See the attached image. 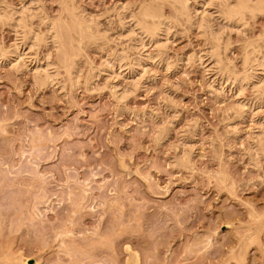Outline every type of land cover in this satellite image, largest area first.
<instances>
[{
	"label": "rangeland",
	"instance_id": "obj_1",
	"mask_svg": "<svg viewBox=\"0 0 264 264\" xmlns=\"http://www.w3.org/2000/svg\"><path fill=\"white\" fill-rule=\"evenodd\" d=\"M222 1L0 0V264H264V10Z\"/></svg>",
	"mask_w": 264,
	"mask_h": 264
},
{
	"label": "bare ground",
	"instance_id": "obj_2",
	"mask_svg": "<svg viewBox=\"0 0 264 264\" xmlns=\"http://www.w3.org/2000/svg\"><path fill=\"white\" fill-rule=\"evenodd\" d=\"M172 4H175L176 6H178L179 7V14L181 15V16H186L187 18H188V16H190V15H188V13H187V7L188 6H186L187 5V3H186V0H169ZM206 2H210V0H205ZM217 3H219V2H217ZM207 4V3H206ZM199 5H200V3H199ZM219 5H220V9H221V14H222V16H223V19L224 20H226L227 22H232V23H240L241 21H243V16H244V14L245 13H255V11H262V10H264V0H234L233 2H231L230 0H223L221 3H219ZM201 6V5H200ZM204 6H206V5H204ZM177 7V8H178ZM23 8L24 9H22V11H21V13H19L18 11L17 12H9L10 13V26H12V28H13V25L15 24H17L16 25V27H19L20 26V24H23V23H20V19H18L17 20V17L15 18V15L16 14H20V17H21V15L22 14H24V12L27 10L24 6H23ZM28 11V10H27ZM26 11V12H27ZM140 11V10H139ZM189 11V10H188ZM203 11V10H202ZM23 12V13H22ZM197 12V11H196ZM205 12V11H204ZM75 13H76V11H75ZM203 13V12H202ZM78 14V13H77ZM9 15V14H8ZM7 15V16H8ZM6 16V15H5ZM203 16V15H202ZM9 17H7V18H9ZM23 17H25V15L24 16H22V18ZM77 17V16H76ZM137 17V16H136ZM86 18V17H85ZM84 17H78V19L80 20H78L79 22H80V24H82L83 25V27L84 26H86V29H89V27L91 26H88V24H89V22L85 19ZM140 23L139 22H137V18L136 19H134L135 21H136V25L135 26H138L139 24H140V26H138V30L140 31V34L138 35V37H140L138 40H136L137 42H136V46L134 47L136 50L137 49H140V51H141V49L143 50V48H144V46H145V43H144V41H143V38H147V41L148 42H152V41H154L155 43H158V37H159V35H161L160 33H162V31H163V27H164V21L159 17V16H157V14L155 13H151L150 11H147V8H146V10L145 11H143V13H141V15H140ZM206 18V17H205ZM203 19L204 18H202V17H200L199 19H198V21L195 23L196 25H197V27L198 28H202V26H203V24H204V22H203ZM222 19V18H221ZM6 20V18L4 19V21ZM23 20V19H22ZM22 20H21V22H22ZM187 20H190V18L189 19H187ZM7 22H8V20H6ZM189 22V21H188ZM207 22V21H206ZM88 23V24H87ZM138 23V24H137ZM47 24V23H46ZM92 24V23H91ZM94 24V23H93ZM23 25H25V24H23ZM23 25H21L22 26V30L23 31H25L26 33H30L31 31H26L27 29L25 28V26H23ZM96 26V25H95ZM206 26H207V23H206ZM92 27H94V26H92ZM203 27H205V26H203ZM15 28V27H14ZM13 28V29H14ZM29 28V27H28ZM85 28V27H84ZM96 28V27H95ZM167 28V27H166ZM24 29H26V30H24ZM31 29V28H30ZM15 30V29H14ZM93 30V29H92ZM129 30L131 31L132 29H128V32H129ZM165 30V29H164ZM213 30V29H212ZM125 31V30H124ZM133 31V30H132ZM19 32V31H18ZM17 32V33H18ZM25 32L23 33V35L25 34ZM33 32V31H32ZM53 31H51V33H52ZM93 32V31H92ZM22 33V32H21ZM47 33H49L48 31H47ZM90 33V32H89ZM94 33H96V31H94ZM125 33V32H124ZM130 33V32H129ZM132 33V32H131ZM134 33V32H133ZM214 33V32H213ZM33 34H35V33H33ZM100 34V33H99ZM99 34H97L96 33V35H98L99 36ZM126 34H128V33H126ZM137 34V33H136ZM23 35H22V37H23ZM26 35V34H25ZM29 35H31V34H28L26 37L24 36V40L26 41V40H29V39H31L33 42H31L32 43V45H30L31 47L32 46H38L37 45V40H38V38L37 37H35V36H31V38H29ZM120 35V34H119ZM119 35H118V37H119ZM125 35V34H124ZM134 35V34H133ZM141 35V36H140ZM144 35V37L142 38V36ZM163 35H164V33H163ZM215 35V34H214ZM49 36V35H48ZM54 35H53V33H52V37H53ZM93 36V35H92ZM121 36V35H120ZM126 36V35H125ZM124 36V37H125ZM137 36V35H136ZM216 36V35H215ZM28 37V38H27ZM49 37H51V35L49 36ZM50 38V39H52L53 40V42H55V40L53 39V38ZM56 36H54V38H55ZM101 37V36H100ZM104 37H106L105 35H104ZM117 37V36H116ZM122 38H123V36H121ZM120 37V38H121ZM161 37V36H160ZM27 38V39H26ZM37 38V39H36ZM94 38V37H93ZM96 38V37H95ZM126 38V37H125ZM49 39V40H50ZM106 39V38H105ZM160 39V38H159ZM24 40H22L23 42H24ZM30 40V41H31ZM40 40H41V38H40ZM48 40V39H47ZM47 40H45L44 39V41H47ZM134 40V39H133ZM57 41V40H56ZM109 41V40H108ZM107 41V42H108ZM114 42H115V40H113ZM112 42V41H111ZM132 42V41H131ZM134 42V41H133ZM153 42V43H154ZM161 42V41H160ZM22 43V42H21ZM26 43V42H25ZM25 43H23V44H25ZM29 43V42H28ZM135 43V42H134ZM154 43V44H155ZM47 44V43H46ZM56 45V44H55ZM264 45V44H263ZM13 46H15V45H13ZM155 46H156V44H155ZM29 47V46H28ZM158 47H159V44H158ZM214 47H216V46H214ZM15 48V47H14ZM30 48V47H29ZM128 48V47H127ZM129 49V48H128ZM264 49V48H263ZM248 51L247 52H245V57L246 58H244L245 60H246V62H247V66H249V69H251L252 71H257V70H261V72L262 71H264V54H262V53H260L259 51H257V50H254L253 48H250V49H247ZM14 51V50H13ZM12 51V52H13ZM16 51V50H15ZM121 51V50H120ZM215 51V50H214ZM138 52V51H137ZM263 52H264V50H263ZM9 53V52H8ZM113 53V52H112ZM116 53H118V52H116ZM11 54V53H10ZM13 54V53H12ZM125 54V53H124ZM124 54H121V53H118V55L116 56V57H114L115 59H113V61L112 60H110V59H107V60H104V62H102V66H103V68H102V71H104V72H108L109 70H112V69H114V66H116L115 68H117L118 70H120V68L122 67V61L125 59V57H124ZM143 54V53H142ZM4 54L1 52V49H0V58L3 56ZM5 55H7L6 53H5ZM212 55V57H213V59H214V61H215V63H217L218 65H220L221 66V59H220V57H219V54L215 51L214 53H212L211 54ZM5 57V56H4ZM106 57V56H105ZM138 57V56H137ZM143 56H141V58H142ZM107 58V57H106ZM144 58V57H143ZM5 59H6V57H5ZM47 59V58H46ZM103 61V60H102ZM134 61V60H133ZM140 57H138L134 62H133V66L135 67V65H140ZM47 65V64H46ZM123 65H125V64H123ZM244 65V64H243ZM40 67V66H39ZM37 68H38V66H37ZM36 67H35V69H37ZM101 68V67H100ZM139 68V67H138ZM41 69V68H40ZM39 69V70H40ZM72 69V68H71ZM136 69V68H135ZM248 69V70H249ZM46 70V69H45ZM44 69L42 70V74H43V78L42 77H40V76H42V75H40L41 73H39V74H36L35 73V79H36V81L38 82V84H40V85H42L43 86V84L44 83H46L48 80L47 79H50V76H49V74L47 75V70L45 71ZM117 70V71H118ZM252 71H251V73H252ZM35 72H37L38 73V70L37 71H35ZM73 72V71H72ZM70 73H71V71H70ZM115 73V72H114ZM225 74H226V71L224 72ZM92 74V73H91ZM118 74V73H117ZM227 74H229V71H228V73ZM40 75V76H39ZM72 75V74H71ZM94 74H92V76H93ZM108 75V74H107ZM111 75H113L112 73H111ZM235 75V74H234ZM248 75V74H247ZM251 75V74H250ZM261 75V74H260ZM91 76V77H92ZM230 76V74L228 75V77ZM233 76V75H232ZM239 76V75H238ZM249 76V75H248ZM254 76V75H253ZM95 77V76H94ZM234 77V76H233ZM236 77V78H235ZM233 79H232V84H234V87H235V89H236V92L238 93H240V92H242L241 90L243 89V85H242V80L240 79V78H237V76H235ZM241 77V76H240ZM257 77V76H256ZM93 78V77H92ZM109 78V77H108ZM253 78V77H252ZM258 80H256V82H253L252 83V85H253V89H256V90H262V88L264 87V86H262V88H261V85H262V82L264 81H261L259 78H257ZM91 80V79H90ZM261 83V84H260ZM260 84V85H259ZM264 85V84H263ZM231 86V85H230ZM233 86V85H232ZM116 93V92H115ZM236 93V94H237ZM118 97H121V96H118ZM235 111V110H234ZM261 130H263V129H261ZM264 132V131H263ZM257 138H256V140L254 139V142H255V144L257 145V146H262L263 145V138H262V134H261V136H257V134L255 135ZM253 142V141H252ZM263 147V146H262ZM255 156V155H254ZM185 157V156H184ZM178 159V158H177ZM180 159V158H179ZM181 160H182V158H181ZM180 160V161H181ZM184 163H185V161H184ZM19 260V259H18ZM136 261V260H135ZM23 263V262H22ZM25 263V262H24ZM132 263V262H131ZM137 264V263H136Z\"/></svg>",
	"mask_w": 264,
	"mask_h": 264
}]
</instances>
